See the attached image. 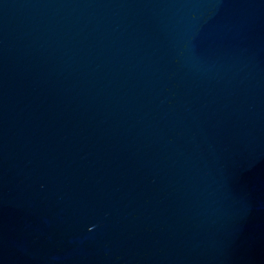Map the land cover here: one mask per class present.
I'll return each mask as SVG.
<instances>
[{
  "label": "water",
  "instance_id": "water-1",
  "mask_svg": "<svg viewBox=\"0 0 264 264\" xmlns=\"http://www.w3.org/2000/svg\"><path fill=\"white\" fill-rule=\"evenodd\" d=\"M0 264H264V0H0Z\"/></svg>",
  "mask_w": 264,
  "mask_h": 264
}]
</instances>
